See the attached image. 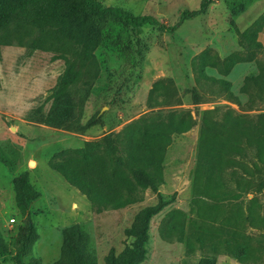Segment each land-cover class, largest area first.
<instances>
[{
    "label": "rangeland",
    "instance_id": "1",
    "mask_svg": "<svg viewBox=\"0 0 264 264\" xmlns=\"http://www.w3.org/2000/svg\"><path fill=\"white\" fill-rule=\"evenodd\" d=\"M102 2L174 24L182 11L198 9L202 0ZM263 15L264 0H214L206 13L185 20L174 32L149 25L137 31L126 23H105L103 42L70 88L75 111L64 126L31 121L27 116L32 109L51 108L60 75L69 63L79 67L82 62V46L47 26L13 21L0 28V153L8 160L5 163L0 157V229L8 244L13 246L24 218L13 179L28 171L39 192L27 210L39 233L32 255L42 264L59 259L62 243L75 227L88 237L98 264H105L112 248L120 252L128 244L125 230L137 212L160 199L170 202L151 219L141 264H198L207 256L215 264H264V170L255 147L227 156L224 169L215 170L210 180L206 171L198 182L195 179L205 110H215L219 120L227 110L254 120L264 114V90L256 86L241 90L247 75L264 73ZM258 20L263 48H252L241 34ZM203 51L220 60L233 53L252 55L238 61L228 74L215 66L204 69L208 76L227 80L232 96L199 73L194 62ZM156 82L161 84L151 98ZM176 110L190 112L195 125L174 136L159 190L144 191L134 204L97 209L49 166L59 150L116 134L144 116ZM178 218L184 220L183 239L169 228ZM242 243L251 255L246 262L230 252V247Z\"/></svg>",
    "mask_w": 264,
    "mask_h": 264
},
{
    "label": "trees",
    "instance_id": "2",
    "mask_svg": "<svg viewBox=\"0 0 264 264\" xmlns=\"http://www.w3.org/2000/svg\"><path fill=\"white\" fill-rule=\"evenodd\" d=\"M213 1L202 0L198 9H186L182 11L179 21L168 24L152 14H135L118 5H105L102 0H0V28L13 21L37 27L47 26L82 46V62L79 67L74 62L69 63L65 72L60 75L52 91L51 108L48 111L42 107L32 109L27 119L52 126H64L73 120L74 99L70 88L80 80L83 69L93 58V51L103 42L105 23L122 22L137 31L149 25L160 31L174 32L185 20L206 13ZM262 18L264 19V15L261 20ZM261 28L258 20L241 34L250 40L252 48H263V43L258 39ZM251 57L252 55L233 53L220 60L218 56L203 51L194 64L198 65L202 76L222 85L232 96L227 80L208 76L204 69L206 66H215L228 74L238 61ZM160 84H154L151 98ZM252 86L264 90V73L247 75L241 90L247 92ZM194 125L193 116L186 110H176L165 115L150 114L127 124L116 134L87 141L81 147L59 150L48 163L97 209L123 208L140 201L144 191L159 190L164 183V162L174 136L186 133ZM246 146L255 147L264 170V114L254 120L227 110L222 120H219L215 118V110H205L200 136V167L195 173L197 182L204 171L210 180L215 170L224 169L227 156L242 155ZM0 157L5 163L8 162L1 153ZM13 185L16 202L24 218L18 226L12 247L0 229V264H7L9 259L13 261L12 264H24L26 257H29L28 264H42L38 257L32 255L39 233L27 212L29 203L39 196V192L32 185L28 171L14 177ZM207 192L212 193L210 190ZM207 192L205 193L208 194ZM217 194L221 196L220 193ZM229 194L227 192L226 196ZM231 196H235V193H231ZM169 202L170 199H160L157 203L140 209L132 224L125 230L128 244L120 252L112 248L105 256V264H141L147 254L151 219ZM169 228L172 232L180 233L183 239V219L178 218ZM230 252L241 262L248 261L251 256L243 243L230 247ZM215 263V259L208 256L198 262ZM50 264L98 262L88 237L79 227H75L65 237L59 259Z\"/></svg>",
    "mask_w": 264,
    "mask_h": 264
},
{
    "label": "built area",
    "instance_id": "3",
    "mask_svg": "<svg viewBox=\"0 0 264 264\" xmlns=\"http://www.w3.org/2000/svg\"><path fill=\"white\" fill-rule=\"evenodd\" d=\"M15 220H16L15 218H11L10 222H15Z\"/></svg>",
    "mask_w": 264,
    "mask_h": 264
},
{
    "label": "crops",
    "instance_id": "4",
    "mask_svg": "<svg viewBox=\"0 0 264 264\" xmlns=\"http://www.w3.org/2000/svg\"><path fill=\"white\" fill-rule=\"evenodd\" d=\"M34 167V166H33Z\"/></svg>",
    "mask_w": 264,
    "mask_h": 264
}]
</instances>
